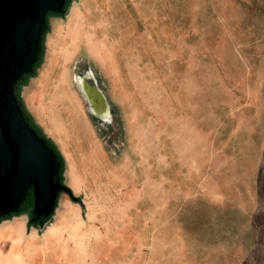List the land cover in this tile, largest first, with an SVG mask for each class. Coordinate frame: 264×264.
I'll use <instances>...</instances> for the list:
<instances>
[{"label":"rangeland","instance_id":"1","mask_svg":"<svg viewBox=\"0 0 264 264\" xmlns=\"http://www.w3.org/2000/svg\"><path fill=\"white\" fill-rule=\"evenodd\" d=\"M145 5L158 8L154 27L141 21L129 30L107 29L114 42L127 35L136 40L127 44V90L99 70L115 103L114 120L110 106V122L95 123L111 161L106 168L90 171L85 156L86 174L79 172L28 108L23 93L43 74L45 56L20 80L17 94L62 154V178L75 196L82 192L87 198L81 185L88 177L112 178L115 165L127 167L129 179L145 193L159 192L160 204L145 198L139 205L142 220L134 211L138 205L130 204L126 214L113 204L118 209L107 213L113 226L107 252L94 254L97 241L104 243L100 232L94 235L98 228L90 227L97 220L94 205L82 207L61 191L42 230L30 222L31 190L19 211L0 219V264H264V0H145ZM53 14L47 15L45 49ZM112 47L126 53L125 45ZM77 76L83 75H74L75 81ZM51 79L56 77L46 78ZM72 109L80 114L77 104ZM61 113L54 110L51 119ZM65 197L71 206L62 214ZM94 255L100 262L94 263Z\"/></svg>","mask_w":264,"mask_h":264},{"label":"crops","instance_id":"2","mask_svg":"<svg viewBox=\"0 0 264 264\" xmlns=\"http://www.w3.org/2000/svg\"><path fill=\"white\" fill-rule=\"evenodd\" d=\"M144 1L72 0L64 13L53 14L52 16L57 17L53 20L54 27L47 37L46 49L44 42L42 51L45 60L40 72L43 74L34 78L24 90L23 95L28 108L56 137L67 160L76 163L77 170L81 173L85 172L86 174V169L83 167L85 156L89 158V170H97L96 173L100 172L103 166L106 168V164L111 161L96 130L95 123H101V121L91 112L88 99L76 84L74 75H82L88 71L94 74L97 84L105 93L111 106L114 120L113 95L101 81L100 71L109 72L111 77H114L112 84L118 86L120 90H127L128 87H125L128 86V80L125 78L127 76L126 69L129 68L127 44L136 39L127 35L114 42L109 37L107 29L113 26H123L129 30V26L139 25L141 21L145 22L146 27H154L158 8L153 5L144 6ZM49 29L50 20L45 34ZM45 38L46 36L44 41ZM113 43L125 45L126 53L120 52L117 47H112ZM100 53L107 55L110 63L103 62ZM96 61L99 67L95 63ZM47 76H55L56 79L49 81L46 80ZM76 104L81 110L80 114L72 112V108ZM56 109H61L62 113L59 114L57 120H53L51 117ZM114 166L109 169V176L112 178L93 179L88 177L87 181L81 185V187L87 188V191L84 192L88 196L86 198V195L81 192L80 197H82L83 204L77 202L82 207L85 203L94 205L90 210L93 211L97 220L90 223L92 224L90 227L93 228V225L97 227L94 235L100 232L104 241L102 244L101 241L96 240L94 254L102 250L107 252L106 243L111 238L113 227L110 219L108 221L107 213H114L118 209V207L112 206L113 204H120L121 211L126 214L131 213L130 204L138 205L134 211L137 212V218L141 220L142 206L139 205L144 204L145 198H151L149 202L153 204H160L159 192L150 196V192L145 193L143 186L139 185L135 179H129L131 172L127 167L124 169ZM117 172H121L122 179L118 178ZM65 198L66 201L61 207L62 214L66 213L71 206L69 205L70 198ZM152 208L154 211V207ZM136 226L138 228V225ZM131 229L133 230L134 227L132 226ZM94 257V263L100 262L97 261L99 257L95 255Z\"/></svg>","mask_w":264,"mask_h":264},{"label":"water","instance_id":"3","mask_svg":"<svg viewBox=\"0 0 264 264\" xmlns=\"http://www.w3.org/2000/svg\"><path fill=\"white\" fill-rule=\"evenodd\" d=\"M69 3V0H0V219L19 211L32 190L35 207L30 222H38L42 230L55 211L59 193H69L70 187L60 176L55 152L30 125L17 86L26 74L34 73L40 61L48 13L62 14ZM82 75H88L89 82L98 85L90 71ZM86 97L91 112L102 123L110 122L92 110L93 104ZM72 199L83 204L80 196Z\"/></svg>","mask_w":264,"mask_h":264},{"label":"bare ground","instance_id":"4","mask_svg":"<svg viewBox=\"0 0 264 264\" xmlns=\"http://www.w3.org/2000/svg\"><path fill=\"white\" fill-rule=\"evenodd\" d=\"M75 79L79 87L80 88L82 87L83 91L86 93V95L89 97L90 101L92 102L93 104L92 110L96 114L102 116L105 119H111L110 105L106 99L107 98L106 95H104V92L100 89V87L97 85H92L91 82H89L88 80V75H86L85 77L77 76ZM86 95L84 94L85 97Z\"/></svg>","mask_w":264,"mask_h":264},{"label":"trees","instance_id":"5","mask_svg":"<svg viewBox=\"0 0 264 264\" xmlns=\"http://www.w3.org/2000/svg\"><path fill=\"white\" fill-rule=\"evenodd\" d=\"M19 97V95H18ZM20 103L22 105V109L30 123V125L40 134V136H42L48 143V145L53 149V151L55 152V155L57 157V160L60 162V176L62 178V171H63V167H64V159L62 154L60 153V151L58 150L56 144L54 143V141L50 138H48L42 131L41 129L36 125V123L33 120L32 115L28 112L27 108L24 105V102L22 101V99L19 97ZM63 180V178H62ZM70 194L72 197H74V193L73 191L70 189V192L68 193ZM57 206V205H56Z\"/></svg>","mask_w":264,"mask_h":264}]
</instances>
